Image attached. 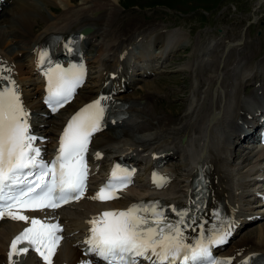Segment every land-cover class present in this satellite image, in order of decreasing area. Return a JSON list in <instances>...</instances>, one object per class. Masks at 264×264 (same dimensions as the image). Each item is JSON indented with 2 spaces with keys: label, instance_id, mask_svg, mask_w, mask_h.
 <instances>
[{
  "label": "bare ground",
  "instance_id": "obj_1",
  "mask_svg": "<svg viewBox=\"0 0 264 264\" xmlns=\"http://www.w3.org/2000/svg\"><path fill=\"white\" fill-rule=\"evenodd\" d=\"M72 1L73 0H57L56 4L62 6L61 9L64 12L63 16L55 21H51V19L49 20L48 17L46 18L44 16L43 20L46 25L43 26L41 32L37 35L32 31V27L36 20L34 17L35 15L43 16V12L40 8L33 7L32 0H9V2L6 1L1 5L6 6L3 10H5L4 12L9 11L7 14L9 18L5 29L0 24V63H2L4 67L12 69L11 79L15 82L17 80L18 83L16 82V86L19 88L26 109L31 111V113L37 112L40 114L39 119L33 120L32 123H30L31 134L41 139L47 138L46 140L50 141L49 144L45 145L47 151L58 148L59 138L71 117L86 104L100 98L101 93L111 86L112 91L108 90V93L113 103L125 101L128 105L123 112L127 115V121L130 122L131 125L135 124L136 129H144V133L146 132L147 134L142 137H137L123 131L120 137L116 138L110 136L106 143L108 145L114 143L117 144L118 147L114 148L112 153L113 156L109 155L107 157L108 159H105L104 162L107 163L109 169L114 167L113 165L117 162V159L122 156L120 154L124 155L126 153L127 147H125V145H133L142 148V152L147 150L150 151V154L149 156L142 157L139 162L140 165L144 166L143 185L123 191L125 193L120 196L119 201L102 202L100 200H92L90 197L99 191V186H96L94 190L90 187L82 201L72 204L56 213V217L60 218L61 222L66 226V231L64 233L66 239L55 254L52 264H77L78 261L81 262L82 257L76 249V245L81 243L86 236V230L90 228L87 221L104 211L119 209L120 207L128 208L130 204L153 201L155 198L165 203L182 205L185 199H189L191 184L198 171L205 173L208 177L209 200L206 207L208 215L212 214L213 219L216 218L214 213H219L221 220L231 221L232 224H234L233 221L238 219L239 215L242 213L239 207L242 199L245 197L243 192L244 185L255 181V183H264V181H262L264 178L261 177V175H264V149H254L255 151L251 157L254 162L249 166V169L240 171L238 167L236 168L234 164L232 165V160L236 155L234 149L238 147L237 142L242 143V141H250L253 135V133L250 132L255 128V123L252 120L257 119L259 116H264V109L260 106L261 104L256 109L250 111L239 108L241 109L240 113L243 124L249 134H244V131H242L241 128H244V126L239 127L237 124H232L225 138L222 139L219 135V131L224 123L226 113L230 108H227L226 105V101L229 99L227 97L224 98L221 90L219 92V88H223V81L220 80V76L215 70L213 76L207 78L205 82L202 83V88L204 89L202 97L196 96L197 98L192 99L189 108L190 112L187 113L186 117L184 115L179 123L174 124V121L171 122L169 119L170 117L166 116V114V117L158 118L155 107L150 104L154 98V93L159 90L157 88L158 84L156 85L153 81L142 83L141 78L148 77V75L150 76V74L156 72V69L152 65V60L154 58H157V56L166 57L168 54L180 48L181 42L172 50L169 49L171 46H168V49L166 48L167 43L170 42L166 35L168 31L163 32L162 36L159 34L147 40L150 33L145 32L141 25L132 24L122 30L110 28L114 20L113 18L118 15V0H80L81 3L79 7L70 10L69 5L67 6L66 4H70ZM64 2L66 4H64ZM51 3L52 2H50V4ZM51 10L53 9L51 8ZM96 10H109L108 20L106 22L109 28V34L105 29L99 30L97 27L93 28L91 15ZM126 25L127 24H125V26ZM84 27H90V29H93L94 33L92 37L88 35L84 38L83 46L86 42L89 43L92 41L98 43L99 49H101V51L98 52L97 61V68L99 69L98 76L94 84H92V87L88 88V81L85 86L79 90V94L75 97L74 102L63 108L62 112H65L64 116L58 114L51 118L47 116L48 114L45 111L41 110L40 98L42 96V80L36 70L34 60L37 57V53L42 48L43 43L49 40L53 35L67 37L70 34L80 33L81 29ZM172 34L171 32L170 37ZM108 35L110 38L107 37ZM135 35H141L140 39L136 38L135 43L134 40L130 42L132 39L131 37ZM104 45L106 46L107 52H111V55L107 53L103 54L102 47ZM139 47H142L144 50L142 53L133 52V49L135 50ZM159 48H161L162 51L156 54V49ZM57 50L62 53L60 51L61 48ZM109 73H117L118 75L113 79ZM195 83L198 85V80H196ZM138 84L142 87L143 93H146L142 95V97L140 96L144 101L141 105H138L139 103L136 102L138 97H131L128 94L125 95L124 92H120L121 90L127 91L130 87ZM87 89L90 90L84 92ZM208 102H211V104H208ZM147 118L149 122L145 124L146 121L143 122V119ZM186 118H188L190 122L194 119L195 123L198 120V127L195 126V128H190V123L185 122ZM190 133L194 135L193 140L191 137L189 139L187 138ZM183 136H185L186 140L181 144L182 146L178 144V146L175 145L177 147L167 148L169 144L177 139L180 140ZM135 138L138 139V141H136ZM136 142L139 143L136 144ZM93 146L94 149H102L95 143H93ZM161 148L165 149L164 152H166V154L156 162V159L152 157V153H154V151L158 152ZM176 154L183 157L184 168L182 176L183 181L180 183L181 188H179V185L174 184L172 179L168 176L170 172H178L179 174V171L177 169L171 170L164 167L166 162L174 158ZM230 154H232L233 157ZM125 156L129 157L127 153ZM244 160L246 161L247 159ZM133 161L136 162L137 160L134 158ZM155 167H164L165 174L163 172H158ZM93 170L92 168L90 170L92 175L91 180H94ZM153 173L167 178V183L162 189L153 183ZM248 179L250 180L248 181ZM247 205H250V203H247ZM26 216L29 217L28 214ZM242 216L248 217L250 214L242 213ZM212 219L209 220L206 217L204 218L203 224L205 227L211 226ZM26 223L27 222L24 221H13L8 218H4L0 221V264H8L6 251L10 238ZM71 230L77 231L75 239L68 238V233ZM197 235V230H193L190 233L191 238H196ZM249 238L250 240L252 239L253 242L250 243L249 240L240 246L236 245L235 251H233L234 253L229 254L223 252V255H231L233 262H238L251 253L264 255V223L253 230ZM24 264L38 263L31 255H28Z\"/></svg>",
  "mask_w": 264,
  "mask_h": 264
},
{
  "label": "snow or ice",
  "instance_id": "obj_2",
  "mask_svg": "<svg viewBox=\"0 0 264 264\" xmlns=\"http://www.w3.org/2000/svg\"><path fill=\"white\" fill-rule=\"evenodd\" d=\"M65 46L72 51L71 42ZM46 55L39 54L41 62ZM11 71L0 63V82L8 81V86L0 88V219L30 220V225L11 240L8 261L23 264V257L31 250L44 264H52L63 229L59 223L30 218L23 211L55 210L83 198L89 174L85 155L91 137L102 128L107 98H98L71 117L59 138L55 157L46 161L36 146L41 138L31 134L30 113L11 79ZM4 72L8 75H2ZM45 76L48 87L44 102L56 111L83 82L84 69L83 65L67 69L57 65ZM96 156L99 158L100 153ZM133 173L134 170L118 165L113 167L108 181L90 199L103 202L118 198L116 190L127 188ZM153 183L162 187L167 178L153 173ZM172 211L178 217L174 222L165 215L159 201L104 211L87 221L90 228L83 241L85 252L94 254L104 264H139L141 260L148 264H231L230 259H216L211 252L212 246L227 242L231 221L222 220L219 227L207 230L200 224L199 238L189 243L185 233L197 224V217L188 209L173 207ZM214 215L219 219V213Z\"/></svg>",
  "mask_w": 264,
  "mask_h": 264
},
{
  "label": "rangeland",
  "instance_id": "obj_3",
  "mask_svg": "<svg viewBox=\"0 0 264 264\" xmlns=\"http://www.w3.org/2000/svg\"><path fill=\"white\" fill-rule=\"evenodd\" d=\"M32 2L33 7L40 8L43 12V16L35 15L34 17L36 20L32 31L36 35L46 25L43 20L44 16L48 17L49 20L51 19V21H55L64 14L61 9L62 6L56 4L57 0H32ZM50 2L52 3L50 4ZM80 3V0H73L70 6V4L64 2L67 6L69 5L70 10L78 8ZM117 7L118 15L113 18V23L111 22L110 28L112 29L122 30L134 24L141 25L142 28L155 26L154 35L161 31L166 32L163 30L171 31L174 28H180L184 32L180 34L177 32L180 29H176L175 32H172L171 37V32L166 33L169 38L168 41H170L167 43L166 48L168 49V46H171L172 48L169 47V49L173 50L181 42L180 48L167 55L165 59L161 58L156 63L153 62L158 65L157 69L161 67L157 74L149 76L145 81V83L153 81L156 85L158 84L157 88L159 90L154 93V98L150 102L155 107L158 118L168 116L171 122L174 121V124L179 123L180 119L184 115L186 117L187 113L190 112L192 99L198 96L202 97V92H204L202 83L207 78L212 77L215 70L220 76V80L223 81V88L220 87L219 92L221 90L224 98L229 99L226 101V105L227 108H230L226 113L227 117L225 116L224 119L221 138L225 136L232 124L238 125L241 109L247 110L248 107L255 104L253 102L255 99L263 102L261 93L264 88V0H118ZM4 11L0 13V24L5 29L9 11ZM108 14L109 10L94 11L91 15L93 28L105 29L109 34L106 23ZM125 24L127 25L125 26ZM145 32L147 31L145 30ZM107 37L110 38L109 35ZM131 38V40H135L134 37ZM102 49L105 50L103 54H111L106 51L105 47ZM99 51L101 50L98 43L92 42L85 46V54L90 67L88 88L92 87L98 76ZM136 51L140 52L139 49H136ZM196 80H198V85L195 83ZM127 94L131 97H138L136 100L139 103L138 105L144 103L141 97L146 93H143L142 87L136 86ZM212 101L214 102L213 99ZM208 104H211V102H208ZM60 115H63V113ZM187 119L185 122L190 123V128L198 127V120L195 123L194 119L191 122ZM143 122L148 123V118L143 119ZM123 131L137 137L147 134L144 133V129H136L135 124L131 125L126 119L110 127L95 140V144L102 148L106 157L113 155V150L117 147V144L114 143L108 145L107 140L110 136L120 137ZM190 137L193 140L194 135L190 133L187 138ZM135 140L138 141L136 138ZM180 140L177 139L173 143L167 144V148H174L177 144L181 145ZM138 143L136 142V144ZM240 147L234 149L236 155L232 160V165L234 164L240 171H245L249 169L254 161L250 159L252 153H248L250 148L247 147V144ZM161 150L165 149H159V151ZM230 155L232 156V154ZM167 166L179 171V174L178 172L176 174L171 173L170 176L174 180L173 183L181 188L180 183L183 181L184 168L183 157L176 154L167 163ZM139 168L141 169V167ZM140 180L139 175V184L142 183ZM253 185L252 182L244 185L245 197L240 205V211L244 214L252 215V213L264 209V207L257 206L256 202H251L253 197L249 195L256 188ZM247 202H251V204L247 205ZM263 223L264 219H260L248 224L227 246L226 251L231 253L235 251L236 245L240 246L249 241L252 231ZM76 235L77 231L69 233L70 238ZM251 242H253L252 239Z\"/></svg>",
  "mask_w": 264,
  "mask_h": 264
},
{
  "label": "water",
  "instance_id": "obj_4",
  "mask_svg": "<svg viewBox=\"0 0 264 264\" xmlns=\"http://www.w3.org/2000/svg\"><path fill=\"white\" fill-rule=\"evenodd\" d=\"M82 32H83V33H88L89 30H88V29H85V30H83Z\"/></svg>",
  "mask_w": 264,
  "mask_h": 264
}]
</instances>
